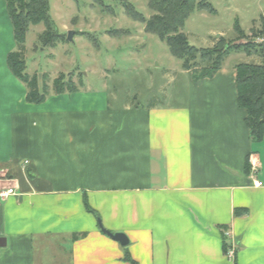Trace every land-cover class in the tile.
I'll return each mask as SVG.
<instances>
[{
    "label": "crops",
    "instance_id": "crops-1",
    "mask_svg": "<svg viewBox=\"0 0 264 264\" xmlns=\"http://www.w3.org/2000/svg\"><path fill=\"white\" fill-rule=\"evenodd\" d=\"M15 48L0 0V191L15 190L0 196V264H42L48 235L82 232L72 264H264V136L249 139L234 66L183 69L179 102L63 92L35 105L8 68ZM82 197L127 245L98 229Z\"/></svg>",
    "mask_w": 264,
    "mask_h": 264
},
{
    "label": "rangeland",
    "instance_id": "rangeland-1",
    "mask_svg": "<svg viewBox=\"0 0 264 264\" xmlns=\"http://www.w3.org/2000/svg\"><path fill=\"white\" fill-rule=\"evenodd\" d=\"M208 1L213 10H194L184 23L182 31L190 45L212 48L222 43L264 42V0ZM128 3L146 17L151 14L147 0H49V14L58 32L66 35L65 40L41 47L38 37L44 26L39 24L29 28L24 47L25 72L47 77L46 99L55 94L52 81L59 73L66 74L65 80L70 77L76 86L73 92L101 93L118 105L128 101L148 107L153 102H179L183 98L187 74L181 72V60L171 54L165 42L127 15ZM236 22L244 37L235 30ZM68 31H73L71 40L67 39ZM245 61L260 59L231 49L221 66ZM197 62L190 69L196 70L194 78L208 72L213 61ZM81 208L98 226L99 217L88 210L85 197ZM84 235L78 234V239ZM74 240V234L48 235L39 243L42 264H72Z\"/></svg>",
    "mask_w": 264,
    "mask_h": 264
},
{
    "label": "trees",
    "instance_id": "trees-1",
    "mask_svg": "<svg viewBox=\"0 0 264 264\" xmlns=\"http://www.w3.org/2000/svg\"><path fill=\"white\" fill-rule=\"evenodd\" d=\"M4 1L16 44V48L7 54L8 68L26 86V101L41 103L46 99L49 90L45 83L47 77L44 74L38 76L37 73L31 75L25 72L24 47L27 32L31 26L42 24L44 29L38 38L43 48L46 45L64 41L66 35L58 32L49 14V0ZM147 7L151 12L149 17L136 11L130 3L125 4V11L130 18L141 22L146 32L155 34L159 40L165 42L171 54L181 60L183 69L190 70L198 63L197 60L201 62L213 61L209 71L202 73L200 77L212 75L220 68L223 59L231 49L243 51L247 56H255L260 59L259 62L245 61L234 65L237 106L244 112V123L248 129L250 141L260 142L264 136V42L259 44L253 42L234 43L227 44V46L222 43L212 48H196L189 44L182 29L186 19L194 10H213L208 0H147ZM262 25L264 29V23ZM235 30L240 38L245 36L237 22ZM69 76L67 75V78ZM65 77L66 74L59 73L53 79L51 89L54 93L76 90L70 77L66 80ZM40 80L41 84L39 85ZM247 158L246 169L249 168ZM88 210L94 212L91 208ZM243 211L235 209L234 213L240 215ZM82 233L86 235V233ZM78 234H74V239H78ZM231 248L233 246L227 243V236L223 233V252L227 254ZM233 249L234 254L235 248ZM125 259L131 264H137L129 256H125Z\"/></svg>",
    "mask_w": 264,
    "mask_h": 264
},
{
    "label": "water",
    "instance_id": "water-1",
    "mask_svg": "<svg viewBox=\"0 0 264 264\" xmlns=\"http://www.w3.org/2000/svg\"><path fill=\"white\" fill-rule=\"evenodd\" d=\"M72 34H73V31H68L67 39L71 40ZM98 226L103 233L108 235L111 239L117 241L121 246H125L128 244V238L126 237L125 234L120 233V232H115V233L110 232L109 230L105 229L102 226L100 219H98ZM4 245H5V239L3 237H0V246H4Z\"/></svg>",
    "mask_w": 264,
    "mask_h": 264
},
{
    "label": "built area",
    "instance_id": "built-area-1",
    "mask_svg": "<svg viewBox=\"0 0 264 264\" xmlns=\"http://www.w3.org/2000/svg\"><path fill=\"white\" fill-rule=\"evenodd\" d=\"M254 170H256V168L254 167ZM258 184H260V182H258ZM11 195V194H15V190H13L12 188H7L4 189L2 191H0V196L1 197H6L7 195ZM233 248H231L230 250H228L227 254L228 256H232L233 255Z\"/></svg>",
    "mask_w": 264,
    "mask_h": 264
}]
</instances>
